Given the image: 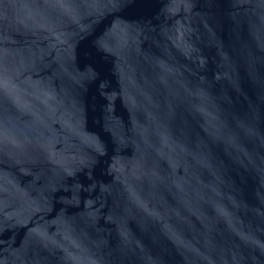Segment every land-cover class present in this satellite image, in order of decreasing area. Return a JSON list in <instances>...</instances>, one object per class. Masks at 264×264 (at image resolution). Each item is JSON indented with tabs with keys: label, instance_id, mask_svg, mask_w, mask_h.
<instances>
[{
	"label": "water",
	"instance_id": "water-1",
	"mask_svg": "<svg viewBox=\"0 0 264 264\" xmlns=\"http://www.w3.org/2000/svg\"><path fill=\"white\" fill-rule=\"evenodd\" d=\"M0 264H264V0H0Z\"/></svg>",
	"mask_w": 264,
	"mask_h": 264
}]
</instances>
